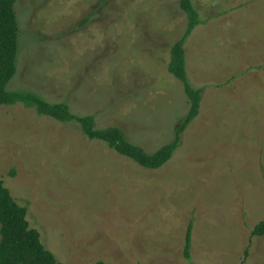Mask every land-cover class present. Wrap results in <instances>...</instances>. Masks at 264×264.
<instances>
[{"label":"rangeland","instance_id":"rangeland-1","mask_svg":"<svg viewBox=\"0 0 264 264\" xmlns=\"http://www.w3.org/2000/svg\"><path fill=\"white\" fill-rule=\"evenodd\" d=\"M184 43L198 116L148 170L76 124L0 106V180L60 264H264V0H193ZM17 71L32 92L117 127L147 153L189 103L168 73L179 0H17ZM192 222L189 259L184 240Z\"/></svg>","mask_w":264,"mask_h":264},{"label":"trees","instance_id":"trees-1","mask_svg":"<svg viewBox=\"0 0 264 264\" xmlns=\"http://www.w3.org/2000/svg\"><path fill=\"white\" fill-rule=\"evenodd\" d=\"M17 0H0V106L20 104L34 109L38 116L48 117L60 123L76 124L92 141L105 143L118 155L134 161L142 168L156 170L165 165L179 148L181 135L198 116L201 90L194 89L187 76L184 43L201 21L191 0H179V8L186 16V28L182 37L171 47L168 73L178 80L188 99L189 108L185 118L176 126L174 139L153 153L132 144L117 127L98 129L92 116L79 117L63 103L52 104L32 92L8 91L7 85L17 71L18 24L14 12ZM27 207L20 206L11 197L0 180V264H60L45 249L37 230L30 228L26 220ZM193 224H188L184 257L189 259ZM252 237H264V220L252 231ZM95 264H106L97 262Z\"/></svg>","mask_w":264,"mask_h":264},{"label":"crops","instance_id":"crops-1","mask_svg":"<svg viewBox=\"0 0 264 264\" xmlns=\"http://www.w3.org/2000/svg\"><path fill=\"white\" fill-rule=\"evenodd\" d=\"M191 2H192V4H193V0H191ZM193 6H194V4H193ZM197 12H198V11H197ZM200 21H201V20H200ZM201 23H202V21H201ZM201 23H200V24H201ZM186 40H187V39H186ZM185 42H186V41H185Z\"/></svg>","mask_w":264,"mask_h":264}]
</instances>
